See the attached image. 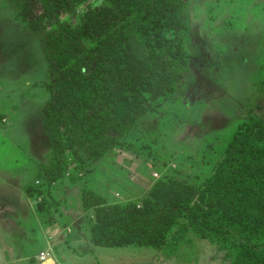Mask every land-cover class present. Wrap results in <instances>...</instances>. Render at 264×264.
<instances>
[{
	"label": "rangeland",
	"instance_id": "374dc122",
	"mask_svg": "<svg viewBox=\"0 0 264 264\" xmlns=\"http://www.w3.org/2000/svg\"><path fill=\"white\" fill-rule=\"evenodd\" d=\"M103 2L64 0V6L50 17L45 15L47 1L37 0L31 16L33 20L41 17L46 30L62 23L72 28L82 25L85 15ZM179 19L185 28L177 34L184 40L189 63L174 94L148 100L144 115L102 153L97 148L82 151L78 138L65 133L71 135L77 151L69 157L84 160L82 169L74 183L65 176L46 189L43 197L54 217L51 234L56 241L61 238V243L74 239L78 245L73 251L78 256L92 253L96 246L86 238L96 221L95 209H81V187L96 193L103 206H139L160 181L203 186L238 128L251 125L255 131L259 122H254H264V0H186ZM33 30L29 21L17 15L12 0H0V172L5 170L6 179L13 178L22 186L33 181L38 167L47 163L50 144L43 121L50 94L41 86L49 79L44 36ZM173 35V31L166 32L167 37ZM130 44L146 49L144 40L135 35ZM1 173L0 181L5 179ZM4 198L15 199L19 210L27 203L21 189L7 192ZM30 201L34 211L40 198ZM31 209L23 217L18 215L17 224L5 219L11 230L0 234V242L7 239L12 249L1 245L0 264H37V254L47 250L50 228ZM10 234L17 240L15 247ZM185 238L188 241L179 254L167 259L160 250L133 245L129 247L134 250L118 251L117 256L114 251L97 249L94 259L84 264H121L120 258L124 264H231L225 257L232 246L230 239L206 240L192 230ZM63 252L54 255L56 263L73 264L68 250Z\"/></svg>",
	"mask_w": 264,
	"mask_h": 264
},
{
	"label": "trees",
	"instance_id": "16d2710c",
	"mask_svg": "<svg viewBox=\"0 0 264 264\" xmlns=\"http://www.w3.org/2000/svg\"><path fill=\"white\" fill-rule=\"evenodd\" d=\"M12 1L17 15L44 36L49 79L41 86L50 94L43 107L48 161L23 190L29 199L40 198L35 210L52 224L51 204L43 193L65 176L74 183L84 162L69 157L77 152L71 135L82 151L102 153L144 115L148 100L174 94L189 63L177 34L185 28L179 15L186 0H104L82 25L62 23L52 30L45 29L41 17L32 19L37 0ZM46 1V16L64 6V0ZM167 31L175 35L167 37ZM133 35L144 40L145 50L130 44ZM257 122L255 131L251 125L238 128L203 186L160 181L139 206H103L96 193L81 187V209H95L89 232L93 244L146 246L170 258L179 254L192 230L206 240L230 239L225 257L231 264H264V122Z\"/></svg>",
	"mask_w": 264,
	"mask_h": 264
},
{
	"label": "crops",
	"instance_id": "0c3cea01",
	"mask_svg": "<svg viewBox=\"0 0 264 264\" xmlns=\"http://www.w3.org/2000/svg\"><path fill=\"white\" fill-rule=\"evenodd\" d=\"M6 173L7 172L5 170L2 171L1 174H2L3 178H5V179L0 181V234H9L10 233L11 229H9V228H11V227H7L5 225L6 224V222H5L6 218H9L11 222L17 224L16 218H20L18 215L21 214V216L23 217L24 215L27 214V211H29L31 209V201L26 195H25V198L27 200V203L24 202V204H23L24 206H22V205L20 206L22 211L19 210V206L17 204H14L15 199H13V198L5 199L4 198V196L7 194V192H11V191L12 192L13 191H17L18 192L21 189V191L24 193L23 187L25 185V184L23 186L19 185V183L17 181H15L13 178H8L7 177V179H6ZM16 183H18L19 188H17V184ZM7 200L10 201V202H7ZM25 209H26V211H24ZM53 225H54V223L47 225V226H49L48 228H50V235L47 232L46 236L49 238V240L44 246V247H46L47 250L46 251H41V252H45V254L47 256V258L45 259L43 264H57L56 263V259H54V255L58 254V253H62L63 254L64 253L63 249L64 250H68V253H69L68 254V258L71 259L70 261H72L73 264H84V263H87L90 259H94L92 257L95 256L97 249L99 251H101V250L105 251L103 249H108L106 251H114V252H116L115 256H117L118 253L121 252V251L130 252L131 250L135 249V248L129 247V246H126V247L125 246L124 247H102V246H97L96 247V246H92V248H91L93 250L92 253L88 252V253H86V254H84L82 256H78V255L74 254V251H73V249L76 247L75 245H78V244H75L76 242H75L74 239H73V241H70L69 239L66 238V240H64V243H61V238L59 240H57V241L54 239L53 234H51L52 233L51 230L53 229L52 228ZM18 229H19L18 231H20V232L23 231V226L21 225V219H19V221H18ZM54 233H60V230H56ZM15 235H16V233H15ZM65 235H63L64 238L66 237ZM9 237H10L9 238L10 240H14V242H15L14 247H15L17 240L11 234L9 235ZM35 237H37V235ZM86 238L88 239V241L90 240L88 232L86 234ZM6 240L4 242H0V247H1V245H3L5 247L11 248L12 246L10 245V243L8 244L6 242ZM51 247L55 248L54 249V252L56 251L55 254H54V252L51 251V249H52ZM70 250L73 251V252L70 253ZM39 253L36 256L37 264H39V260H38ZM97 255H98V253H97ZM103 256H104V254H103ZM104 259H106V258L104 257ZM97 261L99 262L98 259H97ZM119 263L124 264V260L120 258L119 259ZM90 264H93V262L90 263Z\"/></svg>",
	"mask_w": 264,
	"mask_h": 264
},
{
	"label": "built area",
	"instance_id": "2783aa9c",
	"mask_svg": "<svg viewBox=\"0 0 264 264\" xmlns=\"http://www.w3.org/2000/svg\"><path fill=\"white\" fill-rule=\"evenodd\" d=\"M47 258L45 252H40L38 255L39 264H43L45 259Z\"/></svg>",
	"mask_w": 264,
	"mask_h": 264
}]
</instances>
